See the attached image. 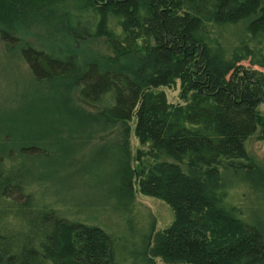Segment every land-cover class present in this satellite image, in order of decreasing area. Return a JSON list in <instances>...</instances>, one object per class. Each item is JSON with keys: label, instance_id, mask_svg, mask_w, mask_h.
I'll return each mask as SVG.
<instances>
[{"label": "trees", "instance_id": "1", "mask_svg": "<svg viewBox=\"0 0 264 264\" xmlns=\"http://www.w3.org/2000/svg\"><path fill=\"white\" fill-rule=\"evenodd\" d=\"M0 40L38 83L100 106L89 112L60 96L75 138L113 132L91 148L86 176L111 182L121 220H145L135 184L173 214L160 231L148 218L138 242L108 232L46 195L55 157L47 138L20 143L12 157L6 145L18 141L7 134L0 264H264V152L260 164L246 149L254 135L264 142V0H0ZM97 40L106 55L82 56ZM177 84L170 102L162 88Z\"/></svg>", "mask_w": 264, "mask_h": 264}, {"label": "rangeland", "instance_id": "2", "mask_svg": "<svg viewBox=\"0 0 264 264\" xmlns=\"http://www.w3.org/2000/svg\"><path fill=\"white\" fill-rule=\"evenodd\" d=\"M25 39L35 41L31 36ZM61 39L59 37L57 42ZM80 52L85 57H89L92 52H102L106 55L105 47L99 40L89 43L86 45V50L83 48ZM99 62L105 65L103 60ZM65 89L66 86L62 88L56 83L48 85L35 81L28 66L21 58L18 48L8 52L0 40V147L2 143L7 142V136H9L7 134H10L18 142L16 143L15 140H13L15 142H7L6 148H12L14 151L12 157H15L20 143L40 141V139L43 141V138H47L43 142L50 145L56 158H53L49 167L52 173L49 175L51 182L46 190V195L58 200L57 206L62 209L70 206L73 212L69 208H66L67 211L75 215L78 210L81 214L76 215L77 217L83 219L87 217V221L96 223L108 232L131 239L130 242L133 240L138 242L134 234L139 235L140 231L144 233L148 230V218L154 220L156 231L168 227L173 220V214L169 206L162 200L140 194L135 184L134 202L137 211L144 215L145 220L139 224L138 216L123 221L115 211L116 200L113 197L114 187L111 186V182L103 185L104 183H96L86 176V169L94 158V150L91 148L97 147L105 136L111 137L113 132L99 134L97 139L89 142L75 138L64 123L71 120L67 113L73 110L72 105H69V111L64 109L63 104L60 103V96L70 99L71 95L72 100L80 108L89 112L98 111L100 106L84 102L79 98L76 90H72L71 94L70 91L66 94ZM162 90L168 101L178 102V84L172 88H162ZM65 119L67 120L65 121ZM71 126L73 127L72 124ZM21 135L22 137H20ZM53 145H62L63 147H60L65 152L58 154L56 147L59 146ZM130 148L132 155L138 148H141L134 132L131 133ZM246 149L255 162L263 163V141L257 140L254 135L247 140ZM23 158V164L26 167L33 165L39 173L41 168L39 161L37 162L31 156H23ZM18 159L15 160L18 161ZM16 164L18 165V162ZM133 166H136L135 162H133ZM225 177L231 179V174ZM240 178L242 177L233 180L237 181ZM130 242L129 244H131ZM155 261L156 264H166L159 258ZM132 264L138 263L132 261Z\"/></svg>", "mask_w": 264, "mask_h": 264}]
</instances>
